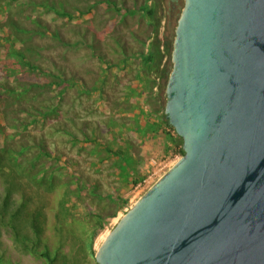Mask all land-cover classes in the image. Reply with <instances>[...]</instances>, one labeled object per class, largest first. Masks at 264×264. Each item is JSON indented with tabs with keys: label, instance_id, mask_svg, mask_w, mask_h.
Instances as JSON below:
<instances>
[{
	"label": "rangeland",
	"instance_id": "rangeland-1",
	"mask_svg": "<svg viewBox=\"0 0 264 264\" xmlns=\"http://www.w3.org/2000/svg\"><path fill=\"white\" fill-rule=\"evenodd\" d=\"M177 1L171 13L170 0H7L0 19V149L23 161L8 202L20 203L27 192L49 215L42 241L56 251L53 264H97L107 234L183 156L172 126L168 149L155 150L148 136L165 121L167 77L160 74L171 60L141 78L137 57L154 38L146 12L153 5L160 36L172 48L183 6ZM137 76L152 92L135 103L130 82ZM142 115L154 127H141ZM26 169L45 176L31 181ZM4 187L0 174V198Z\"/></svg>",
	"mask_w": 264,
	"mask_h": 264
},
{
	"label": "water",
	"instance_id": "water-1",
	"mask_svg": "<svg viewBox=\"0 0 264 264\" xmlns=\"http://www.w3.org/2000/svg\"><path fill=\"white\" fill-rule=\"evenodd\" d=\"M164 116L183 156L97 264H264V0H183Z\"/></svg>",
	"mask_w": 264,
	"mask_h": 264
},
{
	"label": "crops",
	"instance_id": "crops-1",
	"mask_svg": "<svg viewBox=\"0 0 264 264\" xmlns=\"http://www.w3.org/2000/svg\"><path fill=\"white\" fill-rule=\"evenodd\" d=\"M7 13H8L7 0H0V19H2L3 16L6 17ZM0 32H2L1 28H0ZM152 41L149 43L148 49L151 46ZM146 54L137 56L142 64L141 66L142 70H140L141 72L138 73V75L141 78L144 76V71L153 74L154 71L157 70V69L149 68L148 65L145 63ZM148 85L145 84V81H143V79L141 80L138 76L135 77V79L132 82H130V87L135 92L133 93L132 91L131 93V96L133 97L132 101L138 103L140 101L144 102L145 100L149 99L152 92V86L151 85L148 86ZM138 91H140V93ZM152 100H154V98H152ZM147 106H150V104H148ZM142 117L143 115L140 118ZM142 121L144 124L141 125V127L145 126L150 129L154 127L155 124L154 119H150V118L148 119L147 116H144L142 118ZM155 127H156L155 132L148 133V136L150 135V137L153 140L152 148H154L155 150H158L159 148L168 149L170 145L169 139H171V137L174 135V132L170 131L169 129L170 126H168V124H166L164 120L161 125L159 124L156 125ZM8 201L6 202L2 198H0V264H37V262L38 264L55 263L56 251L55 250L53 252L51 251V253L48 251L50 257L48 255L46 257L45 252L47 251L46 250L47 246L45 242L44 243L42 242V247L39 248L41 246L40 244V246L36 249V251L32 250L33 248L32 241L30 242L22 241V243L16 242L15 231L12 230L11 224H14L15 227L18 228V231L21 233L24 232L25 234L26 231L28 230L27 222L24 221V214H18V215L16 214V217L15 216L11 217L12 213L15 211V208L20 206L23 200H21L20 203H17L15 205L10 204ZM5 203L7 204V207L5 206ZM37 204L38 203H36L35 205L38 206ZM41 213H43L46 218V225H45L46 228L49 215L46 214L45 210H41ZM9 220H11V224ZM67 252L68 250L65 248V253L68 254ZM71 262H73V260H71Z\"/></svg>",
	"mask_w": 264,
	"mask_h": 264
},
{
	"label": "trees",
	"instance_id": "trees-1",
	"mask_svg": "<svg viewBox=\"0 0 264 264\" xmlns=\"http://www.w3.org/2000/svg\"><path fill=\"white\" fill-rule=\"evenodd\" d=\"M171 6H170V10L171 13L174 12V9L177 6L178 1L177 0H170ZM147 12V16L149 17V19H151L152 21L155 22V28H154V38L153 41L151 43V46L148 49V52L146 54V59H145V63L148 65L149 68H153V69H159L160 67H165V64L168 60H170V56H171V42L167 39V37H161L160 36V32L158 30V26H159V19L156 17V8L155 6H151L150 8L146 9ZM167 66V65H166ZM165 70H162L160 76L166 73V77L168 75L167 72H165ZM167 79V78H166ZM165 117V116H164ZM165 123L169 125L168 121L165 119ZM171 127V126H170ZM5 148L2 147V149H0V174L2 175V180H3V184H4V196L2 197L3 200H5L6 202L8 200H10L12 194L14 193V187L15 185H19V178L16 174L17 168L23 166L22 164V160H20L19 156L16 157L14 154H12V151L6 150L7 152L4 151ZM6 153V160L8 163H4V158L2 157V151ZM44 154L48 155L49 153L46 152V150L42 151ZM182 153L184 154V151L182 150ZM4 163V164H3ZM4 166H10V168H13L12 171L7 172L6 169H4ZM28 170V169H26ZM29 174V178L31 179V181L37 182L39 183L40 180L42 181L44 176L43 172L44 170H39L37 169V171H32V170H28ZM41 192H39L40 194ZM23 197L21 200L22 203L20 206L15 208V211L12 213V216L16 217V214H24V221L27 222V226H28V230L26 231V233L24 234L18 231V228L15 227L14 224H11V220L10 224H11V228L12 230L15 231V240L17 243H22L27 241L33 242V251H36V249L40 246V243L42 244V234H43V230L42 227L44 224H46V218L44 216L43 213H41L40 209L38 206H36L34 198H32L30 195L27 194V192H23L22 193ZM42 198L44 197L43 195H40ZM45 198V197H44ZM31 203L33 205H31V207L29 205H27L26 203ZM5 206L7 207V204L5 203ZM45 255L47 257V255L49 256L48 251L45 252ZM50 257V256H49Z\"/></svg>",
	"mask_w": 264,
	"mask_h": 264
}]
</instances>
